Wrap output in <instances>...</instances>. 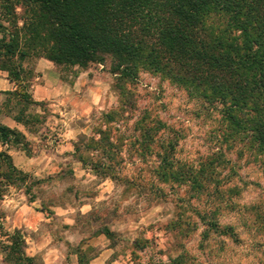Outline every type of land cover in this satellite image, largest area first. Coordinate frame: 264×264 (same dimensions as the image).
<instances>
[{
    "label": "clouds",
    "instance_id": "9594fccd",
    "mask_svg": "<svg viewBox=\"0 0 264 264\" xmlns=\"http://www.w3.org/2000/svg\"><path fill=\"white\" fill-rule=\"evenodd\" d=\"M22 67L27 70L29 64ZM103 68L96 65L84 70L77 64L63 72L40 57L32 78L20 84L31 85L26 91L35 101H48L46 108L29 106L17 120L20 109L15 100L7 109L0 107V128L12 129L23 137L15 143L12 133L7 138L0 136V154L11 157L12 163L8 167L0 155V264H174L178 258L180 264H264V255L251 247L255 241L239 227L236 232L244 241L242 245L209 234L203 254L197 245L205 227L196 217L190 221L197 225L195 230L183 236L165 227L176 217L163 203L149 202L146 191L155 187L168 194L170 185L160 183L149 171L159 165L155 153L160 149L154 143L153 154L142 163L140 145L132 147L140 139V133H133L132 128L151 101L139 100L134 112L122 110L125 95L139 93L143 97L145 91L154 92L155 85L147 89L144 83L133 86L119 74L107 75ZM8 77V71L0 70V93L17 91V84H9ZM38 81L44 87H39ZM3 98L0 95V102ZM153 110L156 117L177 130L191 127L186 122L177 125L180 116L168 120L156 104L149 108ZM46 112L59 118L49 114L45 123L36 124ZM111 113L120 115L109 122L106 117ZM45 127L49 129L43 133L47 139L41 135ZM105 135L114 146L111 149L101 144ZM168 135L161 129L155 141L164 139L166 144ZM180 143L184 147L187 142ZM176 159L194 157L186 154ZM258 175L247 179L255 180ZM260 183L264 184V179ZM250 201L249 197L237 202L243 205ZM191 215L187 213L185 219ZM237 219H220L219 224H234ZM17 232L21 250L13 253ZM137 240L147 241L143 251L133 247ZM209 253L213 259L206 261Z\"/></svg>",
    "mask_w": 264,
    "mask_h": 264
},
{
    "label": "trees",
    "instance_id": "16d2710c",
    "mask_svg": "<svg viewBox=\"0 0 264 264\" xmlns=\"http://www.w3.org/2000/svg\"><path fill=\"white\" fill-rule=\"evenodd\" d=\"M32 52L56 66L109 63L113 75L132 84L142 71L161 75L219 107L227 136L244 143L264 169V0H0V70L10 82L21 81V62ZM21 93L24 103L39 105ZM129 103L127 94L122 110ZM156 123H140L144 141H153ZM10 133L15 143L23 140L0 128V136ZM166 148L167 163L173 144ZM0 155L11 168V157ZM228 232L234 235L230 226L221 231ZM21 244L17 232L12 252Z\"/></svg>",
    "mask_w": 264,
    "mask_h": 264
},
{
    "label": "rangeland",
    "instance_id": "374dc122",
    "mask_svg": "<svg viewBox=\"0 0 264 264\" xmlns=\"http://www.w3.org/2000/svg\"><path fill=\"white\" fill-rule=\"evenodd\" d=\"M19 14H21V11ZM40 57H44V55L39 52L34 54L32 52L21 62L22 65L24 63L29 64L27 70L23 68L24 73L21 80L27 81L32 78L35 61ZM96 65L100 64H89L86 68L81 69L86 70L88 67ZM56 67L63 72H68L74 66ZM103 71L107 75H113L109 63L104 64ZM91 78L92 73H89V79ZM139 83H144L145 89L152 88L155 85V91L152 93L145 91L143 97H140L139 93H130V107L125 110L129 112L136 111L137 103L141 99H149L151 101V104L144 106L143 110H141V115L132 128L133 133H140V139L135 141L132 147L135 148L136 144L140 145L142 163L146 162V159L153 154L152 146L154 143L160 149V152L155 153L156 159L160 163L155 169H150L149 171L156 176L160 183L170 185L168 194L162 189L155 187L146 189V191L149 202L155 201L157 205L163 203L169 207V210L176 217L174 223L165 227L183 236L189 231L195 230L197 225L190 223V221L192 216L196 217L199 225L205 227V231L201 233V243L197 245L198 250L202 254L203 249L208 246L204 241L209 239V234L221 235L225 237V241L231 240L237 246L242 245L244 241L240 240V234L236 232V228L239 227L248 235L249 239L255 241L251 247L255 251H260L261 255H264V251H261V249H264V243L261 242V238H264V184L260 183L261 179H264V169L260 159L251 150L247 149L244 143L236 139L232 140L230 136H227L228 132L225 129V122H223L219 107L206 104L195 95H190L185 88L177 86L161 75L144 71L139 72L133 86ZM17 86L16 94L11 96L3 94L4 98L0 102V107L7 109L11 101L15 100V107L20 109V114L29 106L46 108L48 101L40 102L38 106L24 103L20 94L25 92L30 96L26 88L31 85L18 82ZM161 101L163 103H160ZM152 104H156L159 111L164 113L168 120L180 116L181 118L176 120V124L180 125L186 122L191 124V127L177 130L176 127L167 125L155 116V110L149 111ZM188 105H191V108ZM49 114L59 118L56 113L46 112V116L42 120L35 121V123H45ZM119 115L116 114L112 121L116 120ZM142 121L145 125L153 128L157 126L156 122H160L161 128L154 136L156 137L161 129H166L169 133L167 143L165 144L164 139L156 142L155 137L152 142L144 141L140 132V123ZM31 122L28 121V123ZM193 130H195V134H193ZM48 131L49 129L45 127L41 135L43 136V133ZM189 137H191L190 140ZM43 138L47 139L46 136H43ZM182 140L187 142L184 147H181L180 142ZM169 143L173 144V149L167 155L166 159L168 161L166 163L162 161L164 154L161 155V152H165V148L169 147ZM102 145L109 149L114 147L106 135L103 137ZM25 146L27 147V145ZM88 147H91V144ZM178 149L179 152H177ZM186 154L193 156L194 159H176L177 155L184 157ZM164 166L167 169H163ZM245 168H249L250 171L244 173L243 170ZM164 172H167L166 175H164ZM225 172L227 175H224ZM170 173L174 175H170ZM257 173L259 175L255 180L247 179L248 176L256 175ZM233 181H236V183L233 184ZM228 185H231V187ZM181 190H183L182 196L179 195ZM169 194L175 196V200H172ZM249 197L251 201L247 204L242 205L237 202ZM37 211H42V209ZM189 212L192 215L187 216V219H185L186 214ZM235 217H239V219L235 220L234 224L230 223L223 227L220 226V219L230 220ZM204 220H213L218 226L210 228L206 226L205 222L207 221ZM228 226L232 227L234 235L229 232L226 234L221 233ZM181 229H183V232H181ZM146 244L147 241H133V247L140 251H143ZM212 259L211 253L205 255L206 261H211ZM174 264H180V258Z\"/></svg>",
    "mask_w": 264,
    "mask_h": 264
},
{
    "label": "crops",
    "instance_id": "0c3cea01",
    "mask_svg": "<svg viewBox=\"0 0 264 264\" xmlns=\"http://www.w3.org/2000/svg\"><path fill=\"white\" fill-rule=\"evenodd\" d=\"M38 59H39V58H38ZM38 59H37V60H38ZM34 65H35V64H34ZM36 75H40V74H39V73H36ZM7 79H8V78H7ZM8 83H9V84H13V83L10 82L9 80H8ZM37 85H38L39 87H44L43 83H42V82H39V81L37 82ZM0 95H3V94L0 93ZM30 97L32 98L31 94H30ZM32 100H33V99H32ZM33 101H34V102H39V103H40V102H43V101H35V100H33Z\"/></svg>",
    "mask_w": 264,
    "mask_h": 264
}]
</instances>
